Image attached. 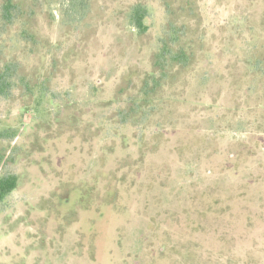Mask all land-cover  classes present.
I'll return each mask as SVG.
<instances>
[{
	"label": "rangeland",
	"instance_id": "obj_1",
	"mask_svg": "<svg viewBox=\"0 0 264 264\" xmlns=\"http://www.w3.org/2000/svg\"><path fill=\"white\" fill-rule=\"evenodd\" d=\"M56 7L35 19L59 43L53 101L0 97V175L19 177L0 202V264H264V0H94L80 34ZM169 26L191 61L170 60L152 101L119 114Z\"/></svg>",
	"mask_w": 264,
	"mask_h": 264
},
{
	"label": "trees",
	"instance_id": "obj_2",
	"mask_svg": "<svg viewBox=\"0 0 264 264\" xmlns=\"http://www.w3.org/2000/svg\"><path fill=\"white\" fill-rule=\"evenodd\" d=\"M93 1L0 0V97L11 99L14 93L18 91L28 100L36 102L39 107L37 111L44 110L40 109L42 102L53 101L54 96L50 91V82L56 76V66L59 60L50 50L52 47H58L59 43L51 42L38 32L35 24L36 16L41 12H46L53 3H57L56 11L58 10L57 12L66 18V22L62 20V23H65V33L80 34ZM51 13L53 15V11ZM128 14L127 20L130 29L140 35L149 30L147 22L149 9L144 3L137 2L132 5ZM174 20H170V24ZM166 30L168 34L162 37L161 49L155 54L158 67L154 65L153 70L143 77L142 90L138 91L137 96L131 98L128 106L119 109V114L124 115L130 109L141 110L146 103L152 101L153 86H155V91L160 86H157V83L161 76H157L156 73L159 69H162V74L168 73L165 64L170 60L174 65L179 66L191 61V53L186 51L184 46L174 48L166 38L169 35L172 41H181L182 36L179 28L169 26ZM41 49L47 50L43 56L47 57L48 65L39 68L24 62V56L35 57L37 53H41ZM125 91L126 87L123 86L118 93L124 94ZM119 99L116 97L115 100ZM125 120L127 119L125 118ZM18 186L19 177L17 174L0 175V202H3Z\"/></svg>",
	"mask_w": 264,
	"mask_h": 264
}]
</instances>
